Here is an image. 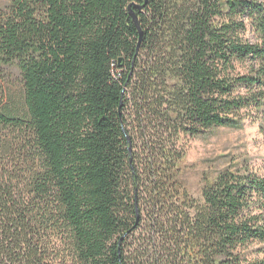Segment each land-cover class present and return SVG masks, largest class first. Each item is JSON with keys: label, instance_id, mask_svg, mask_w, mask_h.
<instances>
[{"label": "trees", "instance_id": "1", "mask_svg": "<svg viewBox=\"0 0 264 264\" xmlns=\"http://www.w3.org/2000/svg\"><path fill=\"white\" fill-rule=\"evenodd\" d=\"M247 118L264 0H10L0 264H264V166L233 158L195 196L183 165L185 140Z\"/></svg>", "mask_w": 264, "mask_h": 264}, {"label": "rangeland", "instance_id": "2", "mask_svg": "<svg viewBox=\"0 0 264 264\" xmlns=\"http://www.w3.org/2000/svg\"><path fill=\"white\" fill-rule=\"evenodd\" d=\"M10 0H0V7ZM264 122L247 118L242 129L216 128L185 140L184 172L189 188L200 195L203 173L214 175L217 168L233 158L246 157L253 165L264 166Z\"/></svg>", "mask_w": 264, "mask_h": 264}, {"label": "water", "instance_id": "3", "mask_svg": "<svg viewBox=\"0 0 264 264\" xmlns=\"http://www.w3.org/2000/svg\"><path fill=\"white\" fill-rule=\"evenodd\" d=\"M131 13H132V15H133V18H134V21H135L136 25H137V26L139 27V29H140V41H139V45H140V43H141V41H142V37H143V31L141 30V28H140V26H139V23H138V20H137V16L134 14L133 11H131Z\"/></svg>", "mask_w": 264, "mask_h": 264}]
</instances>
